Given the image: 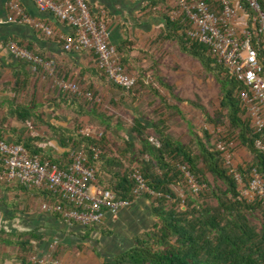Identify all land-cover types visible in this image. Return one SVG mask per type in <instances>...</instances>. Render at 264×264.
<instances>
[{
	"label": "trees",
	"instance_id": "16d2710c",
	"mask_svg": "<svg viewBox=\"0 0 264 264\" xmlns=\"http://www.w3.org/2000/svg\"><path fill=\"white\" fill-rule=\"evenodd\" d=\"M157 1L163 3L165 0H154V4L150 0V3L156 5ZM258 2L264 13V0H258ZM245 11L248 15L251 14L249 10ZM160 15L163 20V29L158 35L159 38L164 41L178 42L182 53L198 60L207 71H216L215 80L219 84L221 97L217 111L212 117L206 115L205 120L213 125L225 123L229 138L224 140L236 141L252 155L250 163L237 166L236 172L244 185H247L248 175L252 169H255L262 178L263 195L255 197L252 202L240 198L232 174L223 167L221 152L214 146L209 147L197 142L198 152L192 154L187 147L164 132L163 120L144 122L145 125L142 121L144 119L133 118L130 134L140 144L139 149L132 154L133 143L125 141L122 148H117V155L114 156L105 135V131L110 130L111 118H105L99 113L100 111L96 108L97 102H87L82 98L67 95L80 105H88L92 108L93 121L96 124L93 121L87 124L90 127L103 126L104 134L102 133L99 139L88 138L79 135L76 129L71 136L63 135L62 140L58 141L59 145L71 149L82 148L87 157V164L95 168V184L110 190L117 198L133 200L131 174L134 172L142 176L146 186L155 194L154 197L141 196L150 200L151 215L155 220L152 227L136 236L131 247L102 264H264V223L260 230L256 231L249 221V216L264 201V148L256 147L255 143L258 139L260 140V136L244 116L239 93L245 91V87L231 77L225 66L216 62L208 47L186 36L185 24L178 19H170L168 14ZM17 45L20 44L17 43ZM129 46L130 42L124 40L115 48L122 66H125L126 60L123 55L125 56L129 51ZM26 48L31 50L29 47ZM94 64L91 75L113 89L129 93L135 88L134 86L130 90H124L113 86L96 68L95 60ZM89 90L93 100L98 98L97 92ZM117 102L120 103L118 100ZM80 126L79 124L77 128ZM147 126L154 133L155 143L149 141ZM204 136L207 137V134L204 133ZM59 139L61 138L58 136ZM38 140L39 137L36 136L17 142L21 143L30 154H37L42 160L55 164L59 168H65L68 165V153L62 154L60 159L42 156L41 150L33 145V142ZM262 144L264 147V142ZM129 153L133 156L130 161H127ZM123 161H126L128 165L124 167ZM132 162L139 163L136 170L129 167ZM178 162L186 164L189 174L195 176L198 179L197 182L205 183L207 187L209 184L204 177L205 173L221 183L223 190L216 193L210 191L216 202L215 207L199 209L194 206V198L187 195L183 201L184 209H177L179 200L170 186L180 179V174L174 168V164ZM199 164L202 167H199ZM16 187L22 192L33 190L19 185ZM35 191H39L47 199L48 195L45 191ZM170 200H172L171 203ZM49 215L61 221L58 216ZM39 240L40 236L35 234L34 230L14 233L0 231L1 244L18 248L19 253L16 258L20 264H31L29 259L26 260L24 257L25 254H34L33 256L37 258L43 256L41 252L33 248V243Z\"/></svg>",
	"mask_w": 264,
	"mask_h": 264
},
{
	"label": "crops",
	"instance_id": "0c3cea01",
	"mask_svg": "<svg viewBox=\"0 0 264 264\" xmlns=\"http://www.w3.org/2000/svg\"><path fill=\"white\" fill-rule=\"evenodd\" d=\"M84 1L93 16H103L110 45L116 48L124 40L130 42L129 51L123 55L126 60L124 67L130 75L139 79L144 74L141 68L147 70V66L154 63V33L157 36L163 29L160 14L169 15V3L157 1L153 5L154 0L153 4L150 0ZM9 3H15L34 23L48 27L51 34L45 35L32 24L21 23L9 10ZM247 16V12L237 14L233 24L238 33L249 25ZM72 33L69 26L58 22L51 14L38 11L33 0H0V139L21 145L17 141L37 136L39 140L34 141L33 145L41 150V155L60 159L71 149L59 145L58 141L62 140L63 135L71 136L76 129L78 131L83 127L102 130L103 126L90 127L87 124L94 118L92 108L80 105L67 97L68 94L59 92L52 87L50 79L41 69L33 71L31 65L17 59L8 48L10 42L20 44L17 46L50 60L57 77L97 92L105 103L118 104L117 100L121 97L112 96L115 90L91 75L95 66L91 53H73L62 49V38ZM79 124L81 126L77 128ZM109 124V131L118 130L115 121ZM58 136L61 139L58 140ZM18 194L24 195L16 184L0 181V231L14 233L34 230L40 240L33 243V248L43 255L54 248L68 249L80 242L87 243L92 255L87 261L79 260L76 264H102L131 247L133 239L150 229L155 221L150 204L143 197L133 199L114 217L106 213L98 227L85 228L63 224L42 212L39 205L35 206L37 210L28 211L26 205L18 210L13 205ZM24 198H27L28 205L29 196L24 195ZM43 199L45 196L41 195L37 201L41 204L46 200ZM17 254L14 248L7 250L0 246V264H20Z\"/></svg>",
	"mask_w": 264,
	"mask_h": 264
},
{
	"label": "built area",
	"instance_id": "2783aa9c",
	"mask_svg": "<svg viewBox=\"0 0 264 264\" xmlns=\"http://www.w3.org/2000/svg\"><path fill=\"white\" fill-rule=\"evenodd\" d=\"M169 3L170 19H178L187 26L186 36L208 47L216 62L222 64L237 82L245 87L239 93L244 116L259 134L257 148L263 149L264 142V13L258 0H165ZM40 12L51 14L58 22L69 26L73 33L62 38V49L66 52L87 51L94 56L96 68L114 86L130 90L136 82L119 62L115 47L108 42L107 25L103 16L95 18L84 0H33ZM9 10L21 23L32 24L45 35H50L48 27L34 23L15 4L9 3ZM249 10V25L238 33L234 20L238 13ZM10 52L25 61L33 71L37 68L50 79L52 87L63 94L92 101L91 92L85 91L77 83L57 77L50 60L43 59L15 43L8 44ZM98 101V99H95ZM77 133L81 136L99 139L101 132L94 133L83 127ZM219 151L223 150L217 145ZM69 163L65 168L42 160L37 154H30L22 145L8 143L0 139V181L12 183L33 190L45 191L47 199L40 204V210L53 214L66 225L85 228L98 227L106 213L113 217L129 205L131 200L119 199L110 190L95 184V168L87 164L82 148L70 149ZM187 180L190 193L197 194L200 186L189 175L185 166L180 167ZM237 183L242 180L238 173L231 171ZM133 199L142 195L155 194L145 184L142 176L131 174ZM248 190L257 197L263 195L260 174L255 169L249 173ZM31 264H66L51 254L40 258L30 257Z\"/></svg>",
	"mask_w": 264,
	"mask_h": 264
},
{
	"label": "rangeland",
	"instance_id": "374dc122",
	"mask_svg": "<svg viewBox=\"0 0 264 264\" xmlns=\"http://www.w3.org/2000/svg\"><path fill=\"white\" fill-rule=\"evenodd\" d=\"M249 15L250 17L255 16L253 13ZM154 39V63L147 66V70L141 68L144 74L140 75L139 79L134 77L135 82H137L132 92L126 93L114 89L115 92L112 91V96L121 97L118 100L120 102L118 104L105 103L99 95L96 98L98 101H87L97 102L96 108L101 111L99 113L105 118L110 117L111 120L109 122L113 124L114 121L116 122L117 131H105L106 139L114 156L117 155V148H122L125 141L133 143L132 154L139 149L140 144L132 138L130 131L125 130L132 127L133 118H142L144 119L142 120L143 122L148 123L163 120L164 126L162 128L164 132L169 134L173 140L187 147L192 154H197L198 152L197 142L209 147L214 146V148L217 145H221L223 147V150L220 151L223 167L229 173H232L231 171L236 172V168L239 165L249 164L252 160V155L245 148L239 146L234 140L227 142L224 140L229 138L225 123L223 125H213L205 120L206 115L212 117L214 112L217 111L221 97L219 84L215 80L214 73L216 71H207L198 60L186 53H182L178 42L164 41L158 35L156 36V33H154ZM149 70L152 71L150 72ZM110 88L113 89L112 87ZM82 89L90 92L88 89ZM95 129H93L94 133L98 131L104 134L102 130ZM147 133L150 136L149 141L155 143L154 133L150 128L147 129ZM204 133L207 134V137L204 136ZM132 154H127V161L131 160ZM138 159L140 160V158ZM122 163H124V167L128 165L126 161ZM138 165V162H132L129 167L136 170ZM182 166H185L189 172L186 164L175 163L174 168L180 174V179L170 186L172 192L179 200L176 206L177 209H184L183 201L187 195L194 198V206L199 209L215 207L216 202L212 198L210 191H215L216 193L219 190H223L224 187L221 183L214 180L210 174L205 173L204 177L209 184L207 187L205 183L196 182L198 179L189 174L200 186V191L197 194L190 193L187 180L179 171ZM199 167H202L201 164H199ZM237 190L239 197L247 202H252L257 197L248 190L243 181L237 183ZM22 193L29 196L30 205L26 204L27 198L25 199L24 195L18 194L16 195V200H13L15 208L21 210L26 205L25 208L28 211L37 210L35 206H40L37 200L39 197L41 198L42 194L35 190L23 191ZM148 202L150 204V200ZM171 202L172 200H170ZM249 221L256 231L260 230L264 223V201L259 208L252 212L249 216ZM0 246L7 250L14 248L15 253H19L18 248L15 246L1 243ZM54 250L52 249L48 254L66 264H76L79 260L87 261L88 257L92 255L87 243L82 244L81 242L73 248H59L57 250L54 248ZM33 255L28 253L24 257L28 260Z\"/></svg>",
	"mask_w": 264,
	"mask_h": 264
}]
</instances>
